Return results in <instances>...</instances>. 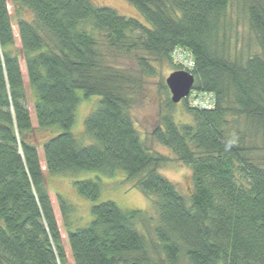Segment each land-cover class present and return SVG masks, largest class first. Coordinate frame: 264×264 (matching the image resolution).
<instances>
[{
    "label": "trees",
    "instance_id": "obj_1",
    "mask_svg": "<svg viewBox=\"0 0 264 264\" xmlns=\"http://www.w3.org/2000/svg\"><path fill=\"white\" fill-rule=\"evenodd\" d=\"M124 1L144 25L90 0H11L13 15L0 0V264H264V0ZM182 49L194 64L179 103L190 121H175L169 99L150 136L191 168L189 197L157 173L169 160L145 148L130 116L140 81L182 70L171 58ZM196 95L210 108L192 107ZM94 96L84 147L71 129ZM55 128L41 145L30 138ZM82 172L123 174L154 198V238L138 228L146 213L113 202L75 227L46 177ZM73 186L100 197L98 178Z\"/></svg>",
    "mask_w": 264,
    "mask_h": 264
},
{
    "label": "rangeland",
    "instance_id": "obj_2",
    "mask_svg": "<svg viewBox=\"0 0 264 264\" xmlns=\"http://www.w3.org/2000/svg\"><path fill=\"white\" fill-rule=\"evenodd\" d=\"M90 1L97 6L111 8L117 11L121 16L137 19L143 25L145 24V21L141 20L133 7L124 0ZM8 3L10 14L13 15L11 0H9ZM23 15L22 17L24 19L30 18L27 11L24 12ZM13 22L15 23L14 20ZM238 28L240 32L244 34L245 29L242 26H238ZM15 46L19 49L18 42H16ZM128 64L129 63L125 62L127 68H133L132 64ZM171 70V67L163 66L158 69V74L155 77L140 81V86L134 91L133 96L135 100L130 110V116L145 148L169 160L166 165L161 166L160 169L157 170V173L175 185L183 197H189V193L192 191L191 168L175 161L171 152L158 145L150 136L151 132L159 123V116L162 114L163 107L170 99L169 92L161 88H163L162 85H165V79L172 73ZM77 95L81 97L82 92L78 91ZM99 99V97L94 96L88 100H83L76 109L75 122L71 129V133L81 146L86 147L94 144V141L85 134V121L97 108ZM32 102L33 98L28 93L27 106L30 111L32 110ZM173 115L176 122L188 123L190 121L181 104L176 105ZM33 123L35 124V120ZM59 133L60 130L56 128L52 131H37L30 138L37 145H41L44 141ZM38 150L41 151V147H39ZM97 178L101 181V193L99 199L95 203L89 202L76 194L73 186L74 182L96 180ZM46 186L51 197L61 196L67 204L72 207L73 211L70 214V219L75 227L79 226V228H84L91 222L92 216L90 210L93 205L113 202L121 210L141 211L146 213L148 219L147 223L138 228L145 233L148 241L154 238L152 232L157 225V213L153 205L155 200L154 198L144 196L138 189L134 188L133 183L126 181L123 174H118L112 178L105 177L97 172H82L74 177L47 175Z\"/></svg>",
    "mask_w": 264,
    "mask_h": 264
},
{
    "label": "water",
    "instance_id": "obj_3",
    "mask_svg": "<svg viewBox=\"0 0 264 264\" xmlns=\"http://www.w3.org/2000/svg\"><path fill=\"white\" fill-rule=\"evenodd\" d=\"M165 85L169 91L171 103L177 105L189 96L194 85V78L189 72L176 71L165 79Z\"/></svg>",
    "mask_w": 264,
    "mask_h": 264
},
{
    "label": "built area",
    "instance_id": "obj_4",
    "mask_svg": "<svg viewBox=\"0 0 264 264\" xmlns=\"http://www.w3.org/2000/svg\"><path fill=\"white\" fill-rule=\"evenodd\" d=\"M172 61L175 65L180 66L182 69L184 70H191L194 66L193 64V60L191 59L190 55L188 52H186L185 50H175L172 53ZM194 96L191 97L190 99V105L194 108H210L211 106V102L209 100H204L201 99L202 97H199L198 95L195 96V98H193Z\"/></svg>",
    "mask_w": 264,
    "mask_h": 264
}]
</instances>
